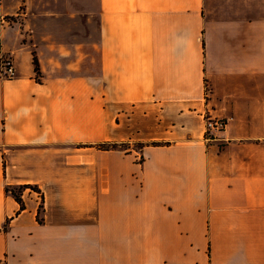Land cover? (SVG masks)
<instances>
[{"label":"crops","instance_id":"obj_1","mask_svg":"<svg viewBox=\"0 0 264 264\" xmlns=\"http://www.w3.org/2000/svg\"><path fill=\"white\" fill-rule=\"evenodd\" d=\"M0 51V264H264V0H0Z\"/></svg>","mask_w":264,"mask_h":264},{"label":"built area","instance_id":"obj_2","mask_svg":"<svg viewBox=\"0 0 264 264\" xmlns=\"http://www.w3.org/2000/svg\"><path fill=\"white\" fill-rule=\"evenodd\" d=\"M15 75V68L12 59L2 54L0 51V77L12 78ZM205 128L207 140H213L217 134L222 132L226 126L225 121L219 119H212L208 114L205 116Z\"/></svg>","mask_w":264,"mask_h":264},{"label":"trees","instance_id":"obj_3","mask_svg":"<svg viewBox=\"0 0 264 264\" xmlns=\"http://www.w3.org/2000/svg\"><path fill=\"white\" fill-rule=\"evenodd\" d=\"M33 63H34L35 71H36L37 75H40V66H39V62H38L36 57H34ZM207 138H208V136L206 135V139ZM99 147L100 148H105V149H115V148H118V147L126 148L124 144H121V145H118V144H104V145H100ZM142 147H143V145H140V148H142ZM21 189L22 188H19L18 191L11 190L12 194L14 195V197L16 198V200L19 203H22V199H21V195H20ZM22 207H23V205H22ZM5 229H6V227H5Z\"/></svg>","mask_w":264,"mask_h":264},{"label":"rangeland","instance_id":"obj_4","mask_svg":"<svg viewBox=\"0 0 264 264\" xmlns=\"http://www.w3.org/2000/svg\"><path fill=\"white\" fill-rule=\"evenodd\" d=\"M24 34L27 36V32H24ZM142 159H143V156H141V158H139L138 160H142Z\"/></svg>","mask_w":264,"mask_h":264}]
</instances>
